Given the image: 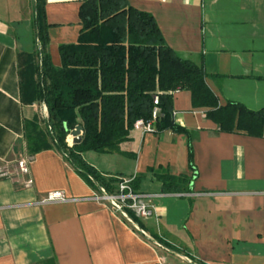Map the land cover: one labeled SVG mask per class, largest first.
Listing matches in <instances>:
<instances>
[{"label": "crops", "instance_id": "1", "mask_svg": "<svg viewBox=\"0 0 264 264\" xmlns=\"http://www.w3.org/2000/svg\"><path fill=\"white\" fill-rule=\"evenodd\" d=\"M81 1L45 0L47 52L56 67L59 45L77 40ZM128 2L154 17L179 57L204 69L220 105L264 107V0ZM32 3L0 0V264H183L177 252L148 246L87 199L92 188L55 148L31 155L33 185L20 184L24 120L42 110L41 102H23L20 92L36 51ZM173 120L189 133L196 171L189 192L163 193L149 170L191 176L184 133L132 129L121 153L83 156L106 178L140 176L138 191L154 194L155 214L142 220L151 237L206 264H264V137L219 131L206 108L192 106L188 90L173 93ZM77 183L85 192L76 191ZM56 190L74 200L40 202Z\"/></svg>", "mask_w": 264, "mask_h": 264}, {"label": "trees", "instance_id": "2", "mask_svg": "<svg viewBox=\"0 0 264 264\" xmlns=\"http://www.w3.org/2000/svg\"><path fill=\"white\" fill-rule=\"evenodd\" d=\"M32 2L35 59L30 55L20 92L23 102L44 104L47 116L24 120L30 155L55 148L87 185L110 192L117 178L104 177L83 154L121 153L119 144L129 140L133 123L150 119L157 108L160 116L154 122L155 132L170 129L187 135L192 174L149 170L161 182L163 193L189 192L196 171L189 133L173 120V93L179 90L190 92L193 107L206 108V116L219 131L264 137V107L252 110L234 101L220 105L206 84L204 69L179 57L165 42L154 17L128 0H82L77 40L59 45L58 67L47 52L45 0ZM78 124L83 127L81 141L68 145L65 138ZM139 180L140 176L133 177V190H138ZM127 215L144 229L142 220L130 210ZM152 237L166 249L183 252L156 234Z\"/></svg>", "mask_w": 264, "mask_h": 264}, {"label": "built area", "instance_id": "3", "mask_svg": "<svg viewBox=\"0 0 264 264\" xmlns=\"http://www.w3.org/2000/svg\"><path fill=\"white\" fill-rule=\"evenodd\" d=\"M45 115L47 116L46 106L42 105ZM160 116V112L157 108H154L152 111L151 118L148 120L138 119L133 123L132 129L138 130L142 134L155 132L154 131V122L157 117ZM32 161V156H21L16 161V168L18 173L21 176H24V179L20 181V184L24 188H29L33 185V179L27 177L29 174V165ZM26 176V177H25ZM133 179L132 177H117V181L114 183L113 190L107 192L104 188H99L100 195L93 194L87 199L94 200H105L110 205L111 208L119 213H121L127 220L132 222L136 228H140L134 221L128 217L127 210H130L137 218L143 220L149 218L155 214L154 205L152 199L154 194L140 192L138 190H133L130 183ZM70 199L65 196L62 191L56 190L51 191L46 194L44 198L40 200L41 203H51V202H65ZM141 229V228H140ZM142 233L148 235L145 231L141 229ZM176 256L181 260L183 264H206L195 258V256L185 253L177 252Z\"/></svg>", "mask_w": 264, "mask_h": 264}, {"label": "rangeland", "instance_id": "4", "mask_svg": "<svg viewBox=\"0 0 264 264\" xmlns=\"http://www.w3.org/2000/svg\"><path fill=\"white\" fill-rule=\"evenodd\" d=\"M38 117L40 119L46 118L43 106H42V110L39 111ZM67 138H68V135L66 136L65 141L67 142L68 145H71V142H69L67 140ZM29 155L30 154L26 151L22 156H29ZM117 162L122 164V161H121L120 158L117 159ZM29 168H30V165H29ZM85 190H86V188H85V185L83 183L82 184H78L77 183L76 191L85 192ZM93 194L100 195L99 188L98 189H92V192H91V194L88 197H91ZM92 201H94L98 206H100V207H102L104 209H107L111 214H113V216L115 218L119 219L130 231H132L140 240L145 242L148 246H150V247L152 246L156 250H159L161 248H162V250L163 249L165 250V248L160 246V244L157 242V240L154 239L153 237H151V235L149 233L146 232L148 235L143 234L140 228H136L134 226V224L132 222H130L129 220H127L121 213L113 210L111 208V205L107 201H105V200L97 201V200H94V199H92Z\"/></svg>", "mask_w": 264, "mask_h": 264}, {"label": "water", "instance_id": "5", "mask_svg": "<svg viewBox=\"0 0 264 264\" xmlns=\"http://www.w3.org/2000/svg\"><path fill=\"white\" fill-rule=\"evenodd\" d=\"M82 133H83V127L80 124L76 125L72 130H70L68 136L71 137V145L77 144L81 141Z\"/></svg>", "mask_w": 264, "mask_h": 264}, {"label": "bare ground", "instance_id": "6", "mask_svg": "<svg viewBox=\"0 0 264 264\" xmlns=\"http://www.w3.org/2000/svg\"><path fill=\"white\" fill-rule=\"evenodd\" d=\"M69 137V136H68ZM70 138V141L69 142H71V137H69Z\"/></svg>", "mask_w": 264, "mask_h": 264}]
</instances>
